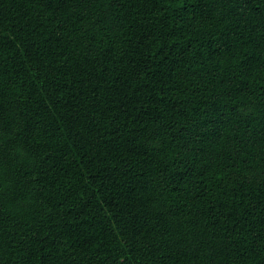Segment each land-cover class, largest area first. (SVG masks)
Returning a JSON list of instances; mask_svg holds the SVG:
<instances>
[{
	"label": "trees",
	"instance_id": "16d2710c",
	"mask_svg": "<svg viewBox=\"0 0 264 264\" xmlns=\"http://www.w3.org/2000/svg\"><path fill=\"white\" fill-rule=\"evenodd\" d=\"M0 264H264V0H0Z\"/></svg>",
	"mask_w": 264,
	"mask_h": 264
}]
</instances>
